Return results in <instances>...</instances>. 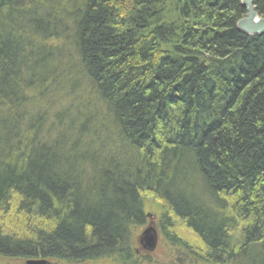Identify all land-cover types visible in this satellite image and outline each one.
<instances>
[{"label": "trees", "instance_id": "obj_1", "mask_svg": "<svg viewBox=\"0 0 264 264\" xmlns=\"http://www.w3.org/2000/svg\"><path fill=\"white\" fill-rule=\"evenodd\" d=\"M246 13L0 0V264H146L149 196L175 264H264V33Z\"/></svg>", "mask_w": 264, "mask_h": 264}, {"label": "rangeland", "instance_id": "obj_2", "mask_svg": "<svg viewBox=\"0 0 264 264\" xmlns=\"http://www.w3.org/2000/svg\"><path fill=\"white\" fill-rule=\"evenodd\" d=\"M83 98H81L82 100ZM80 100V101H81ZM79 103V108L82 104L81 102ZM73 104V103H72ZM75 106V104H73ZM99 108H95L94 112L95 114H98L100 116L103 111L98 110ZM86 112H90L87 111ZM149 196V195H148ZM162 205L153 197L149 196L146 197L145 199V211L148 216L147 223L143 226L137 227L134 230L133 234V248L134 250L136 249V255L144 256V260L146 264H175V253L176 249H174L166 240V238L163 236L160 226H159V218L160 214L162 211ZM154 227L155 231L157 232V241L155 248L150 249L147 248V239H145L144 244L141 241V237L143 236V233L148 227ZM184 226H181V230H183ZM34 259H44L47 261V264H66V263H60L58 261L55 262L53 259H47V258H34ZM30 259H18V260H13L12 264H28L27 262ZM108 260H104V262H96V263H85V264H107Z\"/></svg>", "mask_w": 264, "mask_h": 264}, {"label": "water", "instance_id": "obj_3", "mask_svg": "<svg viewBox=\"0 0 264 264\" xmlns=\"http://www.w3.org/2000/svg\"><path fill=\"white\" fill-rule=\"evenodd\" d=\"M242 4L246 7V16L240 19L237 22V26L243 32L250 35H258L264 33V16H260L255 9V5L253 0H242ZM148 238V239H147ZM145 239H147V248L153 249L155 248L157 241V232L155 228L150 226L148 227L143 236L141 237V241L144 244ZM28 264H47V261L44 259H30Z\"/></svg>", "mask_w": 264, "mask_h": 264}, {"label": "bare ground", "instance_id": "obj_4", "mask_svg": "<svg viewBox=\"0 0 264 264\" xmlns=\"http://www.w3.org/2000/svg\"><path fill=\"white\" fill-rule=\"evenodd\" d=\"M241 2H242V0H241ZM243 6H244V5H243ZM244 7H245V6H244ZM245 8H246V7H245ZM255 9H256V8H255ZM246 12H247V11H246ZM256 12H257V11H256ZM257 13H258V12H257ZM245 16H246V15H245ZM245 16H244V17H245ZM242 18H243V17H242ZM242 18H241V19H242Z\"/></svg>", "mask_w": 264, "mask_h": 264}]
</instances>
